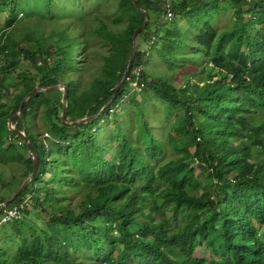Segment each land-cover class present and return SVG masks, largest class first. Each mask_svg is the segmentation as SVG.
I'll return each mask as SVG.
<instances>
[{"label": "trees", "instance_id": "trees-1", "mask_svg": "<svg viewBox=\"0 0 264 264\" xmlns=\"http://www.w3.org/2000/svg\"><path fill=\"white\" fill-rule=\"evenodd\" d=\"M134 1L150 19L128 76L140 89L125 81L86 124L63 123L62 91L33 95L15 119L40 161L30 187L0 215L1 226L7 211L28 201L22 219L9 222L27 224L12 236L13 263L264 264V0H169L171 22L163 20L166 0ZM77 2V24L49 34L38 22L54 10L69 14L66 0H45L43 8L38 0H0V164L25 171L9 186L34 169L25 139L7 130L24 98L37 86L65 85L69 116H94L122 80L145 21L132 0ZM224 14L231 23L220 31ZM176 16L184 33L172 24ZM158 44L167 79L146 73ZM150 91L160 101L152 112ZM125 95L131 110L121 123ZM30 207L45 227L25 222Z\"/></svg>", "mask_w": 264, "mask_h": 264}, {"label": "rangeland", "instance_id": "rangeland-1", "mask_svg": "<svg viewBox=\"0 0 264 264\" xmlns=\"http://www.w3.org/2000/svg\"><path fill=\"white\" fill-rule=\"evenodd\" d=\"M44 1L45 0H38V2L40 3L42 8H43L44 4L46 3V2L44 3ZM77 1L78 0H66V6L65 7L69 10L68 11L69 14L59 16L58 11L54 10L53 14H51V15L46 14L45 19H42L38 22V24H39L38 27L40 29L45 28L43 30L47 31L49 34H51V33L60 34L61 33L60 29H64V31H68L67 30L68 25L74 27L75 23L77 24V20L80 17V13H77L79 10ZM86 4H87V2H86ZM112 4H114V3H112ZM40 11H42V10H40ZM75 11H77V12H75ZM230 16L231 15H229V14H224L222 16L223 17V25L220 26L221 28H217L216 26L215 27L217 29H219L220 31H224V30L228 29L230 26V23H231V21H229V20H231ZM5 17H6V14L0 12V26H2L4 24ZM36 17L37 16L35 14V20H36ZM40 19H41V17H40ZM26 24L28 26V29H30L31 25L28 23H26ZM172 24L174 27L178 28L182 33H184L186 31L187 26H185L184 22L181 21L179 16L175 17V20ZM72 31H74V30H72ZM24 33H25V31L23 32V34ZM142 49L149 51L148 50L149 47L146 46L145 44L143 45ZM161 50H162L161 46L158 44L156 47H154L150 51L151 58L149 61V65L146 68V73L149 77H151V79H157L158 80L160 78L161 79H167V78L172 77V73L170 71H168L167 67L162 62V59L160 57V51ZM22 69L23 70L26 69V66L24 63L22 64ZM210 69H212V68H210ZM210 69L207 70L208 75H211V73H212V71ZM177 81H178V78H176V76H175L172 79V84L177 83ZM138 89H140V88H138ZM149 94L151 97L150 100H152L153 103L148 104V106L145 108V110L152 112L154 107H159L160 101L157 98H156L157 100L155 101V98L153 97V95H154L153 92L150 91ZM54 96H58V95L56 94ZM138 98L141 99L140 96H138ZM127 100H128V98H125V101L122 104H120L119 105L120 107H118L116 110L118 122L124 123L126 120L127 111L131 110L130 108L126 109V107H128L129 103H130V99L128 101ZM127 116H129V114H127ZM152 118H153V116H150V118L148 119L149 123H151L153 125H157L158 124L157 121L153 120ZM175 124H176V120L172 119L168 124H165V128H164L165 131L171 130L172 126ZM106 127H108L109 129L115 128L113 124H106ZM160 128H161V124H158V129H160ZM104 129H106V128L101 127L98 132H103ZM7 130H9V129H7ZM17 143L20 145L19 141ZM114 156H115V152L113 151L109 157L113 158ZM24 172H25L24 168L20 165H15V164L1 165L0 164V197L1 196L2 197L10 196L11 191L13 192L16 189L18 190V187H21L23 185L21 182H17V183L15 182L11 186H9V182H10L12 177H15V178L22 181L24 178ZM1 180L4 182L5 187L1 186L2 185ZM30 209H31V213L28 216H26L25 222L29 223L30 225H33L32 227H39V228L42 226L45 227L46 218L38 219L37 216L33 215L34 209L32 207H30ZM23 226H27V224L26 223L21 224V223L13 222V223H9V224H2L0 226V246H2L4 248L3 253L5 254V256L2 259H4L5 264H14L13 263V256L15 254L14 250L16 249L15 248L16 244L13 243V240H12L13 237L12 236L16 235L15 229H19L21 232H23L24 229L27 228V227L23 228ZM29 233H32V232H29ZM24 235H28V234L23 233L22 237H24ZM11 244H12V246L10 247ZM195 255L198 257L199 254L197 253ZM203 255L205 258L211 257L208 252H204Z\"/></svg>", "mask_w": 264, "mask_h": 264}, {"label": "water", "instance_id": "water-1", "mask_svg": "<svg viewBox=\"0 0 264 264\" xmlns=\"http://www.w3.org/2000/svg\"><path fill=\"white\" fill-rule=\"evenodd\" d=\"M132 1L134 3L135 7L144 14L145 21H144L143 25L137 30V32L133 36L132 53L130 56V60L128 63L127 70H126L122 80L119 82L118 85H116L114 93L112 94V96L108 100V102L106 104H104L99 109V111L96 114H94V116L89 117V118H84V119H77V120H73L69 116V113H68V89L65 85H56V86L48 87V88L37 86L32 92H30L26 96V98H24L19 111L17 113H15L14 116L9 121V123H7V129H9V131H12L13 133L18 135L19 137H22L25 139L27 145L29 146V152H30L31 157L33 159L34 169H33V172L31 173L30 177L23 183V185L20 187V189H18L9 199H6L5 202L2 205H0V215H1L2 211H4V209L7 206H9L16 198H18L24 192L27 191V189L30 187L31 182L33 181V179L36 176L38 169H39V161H40L39 156L36 152H34L32 150L31 141L28 137L27 130L26 129H24V131L20 130L18 123H15V119L17 117H20V118L22 117L23 110H24L29 98H31L33 95L40 94V93L48 94V93H53L56 91H62L63 109H62L61 117H62L63 123L68 125V126H75L78 124H86L88 122L94 121L95 119H97L100 116V114H102L104 111H106V109L108 107H110L112 105V103L114 102L120 88L123 86V84L125 83V81L127 80L128 76H129L130 72L132 71V68H133L137 53H138V48H137L138 37L145 32V30L147 29V27L150 24L148 12L144 8H142L140 5H138L134 0H132Z\"/></svg>", "mask_w": 264, "mask_h": 264}, {"label": "built area", "instance_id": "built-area-1", "mask_svg": "<svg viewBox=\"0 0 264 264\" xmlns=\"http://www.w3.org/2000/svg\"><path fill=\"white\" fill-rule=\"evenodd\" d=\"M249 2L251 0H248ZM164 10H165V14L163 16V20L167 21V22H171V20H173V12L170 8V4H169V0H166V2L164 3ZM135 74L137 76V78H139L140 76V71L136 70ZM127 83L129 84V87H132L133 89H138L139 86V82L138 79L137 80H132L130 78H127ZM127 96L125 95V98ZM124 98V99H125ZM124 99H122L121 101L123 102ZM48 136V134H46V137ZM26 205H28V201L23 204V205H16L14 206L11 210L7 211V214L5 216L2 217L1 219V224H5V223H9L11 221H19L22 219V215H24V211L26 208Z\"/></svg>", "mask_w": 264, "mask_h": 264}]
</instances>
